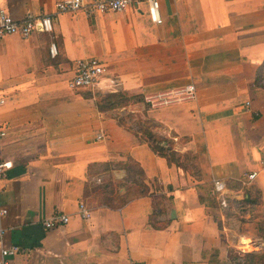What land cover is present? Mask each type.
I'll return each instance as SVG.
<instances>
[{
	"label": "crops",
	"instance_id": "crops-1",
	"mask_svg": "<svg viewBox=\"0 0 264 264\" xmlns=\"http://www.w3.org/2000/svg\"><path fill=\"white\" fill-rule=\"evenodd\" d=\"M59 1L0 0L15 20L53 23L50 34L0 39L10 163L0 229L3 247L19 248L8 264H264L263 1L161 0V24L144 3L87 15L57 13ZM83 59L106 71L92 88H71ZM190 84L192 100L144 102ZM107 95L126 104L109 108ZM126 114L144 119L179 165L127 128ZM61 215L66 225L45 228Z\"/></svg>",
	"mask_w": 264,
	"mask_h": 264
},
{
	"label": "built area",
	"instance_id": "built-area-1",
	"mask_svg": "<svg viewBox=\"0 0 264 264\" xmlns=\"http://www.w3.org/2000/svg\"><path fill=\"white\" fill-rule=\"evenodd\" d=\"M160 1L161 0H62L56 3L57 13L78 12L83 11L87 15L107 12H122L127 9L136 8L144 3L147 5L148 14L155 24H161L162 18L160 15ZM264 3V0H262ZM53 31L52 19L48 16H34L27 15L25 19L18 21L13 19L10 15L0 11V39L7 35L18 34L23 38H28L32 32H40L50 34ZM49 55L53 59L57 56L58 51L55 43L49 46ZM104 66L95 59H83L76 63V73L69 82L71 88H92L97 85L101 77L105 73ZM195 98V87L193 85H186L185 87L169 90L163 93L148 96L144 102L152 108L167 106L174 103L189 101ZM6 136V131L0 128V180L6 176L10 168V163L1 157L2 142ZM97 139H101L98 136ZM256 173H251L248 180H253ZM213 194L218 196L222 208H226L225 184L219 179L213 180ZM6 214V210L0 207V216ZM79 215L82 219L87 220L90 217V211L83 203H79ZM68 222V216L61 215L53 217L44 222L47 229H54L62 227ZM4 230L0 229V264H8V259L11 256L18 254V247H3Z\"/></svg>",
	"mask_w": 264,
	"mask_h": 264
},
{
	"label": "trees",
	"instance_id": "trees-1",
	"mask_svg": "<svg viewBox=\"0 0 264 264\" xmlns=\"http://www.w3.org/2000/svg\"><path fill=\"white\" fill-rule=\"evenodd\" d=\"M118 95H107V96H104L102 98V101H109V108H112V107H115L117 105H125L126 104V99H122L123 101H119V102H114L111 100L112 97H117ZM144 134L146 135V141L149 142V146L151 147V149L153 150V152L155 153H158V154H161L163 156H165L167 158V161L169 163H173L175 165H179L177 163V158L175 157V153H173L172 151L169 150L168 147H164L163 146V140L157 138L156 136L152 135L150 133V131L146 130L144 132Z\"/></svg>",
	"mask_w": 264,
	"mask_h": 264
},
{
	"label": "rangeland",
	"instance_id": "rangeland-1",
	"mask_svg": "<svg viewBox=\"0 0 264 264\" xmlns=\"http://www.w3.org/2000/svg\"><path fill=\"white\" fill-rule=\"evenodd\" d=\"M119 118L120 121L123 122V124L126 125L127 128H130V130L136 131L140 129L141 131H143V133L144 131L148 130V126L146 124L142 126V123H140L144 120L142 118L133 117L131 114L119 116Z\"/></svg>",
	"mask_w": 264,
	"mask_h": 264
}]
</instances>
